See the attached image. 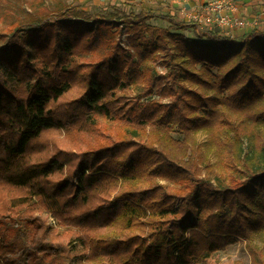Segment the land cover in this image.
<instances>
[{
    "label": "trees",
    "instance_id": "trees-1",
    "mask_svg": "<svg viewBox=\"0 0 264 264\" xmlns=\"http://www.w3.org/2000/svg\"><path fill=\"white\" fill-rule=\"evenodd\" d=\"M52 17L15 28L0 42V191L21 193L10 198L0 192V225L19 219L33 228L27 248L4 237L0 258L26 249L40 254L37 264L51 255L48 264L76 258L98 264H190L222 248L230 236L245 235L246 227L264 225V134L245 160L217 162L226 167L217 185L200 177L196 165L171 157L161 139L85 149L43 142L51 131L93 127L95 116L149 126L165 136L173 113L190 119L186 112L198 115L210 100L239 113L263 96L264 30L234 38L181 20L177 28H192L196 38L163 30L155 39L144 35L145 10L126 16L123 21L135 35L132 45L138 52L146 49L144 59L164 53L170 71L162 77L173 72L178 58V81L214 92L182 86L179 93L171 84L166 89L171 100L164 103L141 100L153 80L143 94L125 93L134 63L117 44L96 63L76 59L101 42L111 18L88 27L68 8ZM220 113L209 108L205 119ZM219 127L214 140L221 147ZM159 179L179 186L168 189ZM44 210L68 229L62 234L51 229Z\"/></svg>",
    "mask_w": 264,
    "mask_h": 264
},
{
    "label": "rangeland",
    "instance_id": "rangeland-1",
    "mask_svg": "<svg viewBox=\"0 0 264 264\" xmlns=\"http://www.w3.org/2000/svg\"><path fill=\"white\" fill-rule=\"evenodd\" d=\"M66 8L78 12L88 27L98 26L106 19H112V21H107L105 31L101 33V42L98 41L92 50H82L77 53L76 59L96 63L98 58L107 51L115 49L117 44L124 49L134 63L127 71L129 88L125 93L131 96L143 94L146 90L144 86L153 80L150 93L143 95L141 100L156 99L164 103L171 100L166 90L171 84L179 93L182 92V86L199 90L210 96H213L214 92L178 81L179 78L175 77L177 74L175 71L179 72L180 59L178 58L173 59L176 64L175 69L174 67L172 69L173 72L167 77H162L170 71V65L167 64L164 53L158 51L157 57L150 60L144 59L146 49L138 52L132 45L131 38L135 35L131 25L123 21L126 16H133L145 10L149 18L144 23L147 25L143 27L144 35L152 34L155 39H157V34L163 30L196 38L192 28H177L176 23L181 20L194 22L189 19L190 16L196 12H205L204 10L208 11L204 15H211L208 20L199 23L204 29H213L222 35L234 38H240L246 30L253 28L264 30V0H0V42L13 29L28 27L27 24L31 22L52 21L54 20L52 16L58 15ZM222 16L232 21L242 20L244 25L217 23L215 17ZM170 18H173V21H170ZM163 34L166 33L163 32ZM172 50L176 52L175 46H172ZM137 65L139 69L135 73ZM199 67L200 65H197L196 69ZM224 95L225 93L218 97ZM209 108H215L221 113L215 118L212 115L211 119L207 120L205 117ZM205 110L200 109L198 115L186 112L189 116H193L189 117L190 119H185L179 113H173L170 118L171 125L169 123L165 125V127L168 126L165 128L167 131L165 136L155 133L149 126L135 127L118 120H109L104 116H95L93 127L61 132L51 131L45 135L43 142L46 145L60 144L74 149H85L119 140L132 139L159 143L158 140L161 139L163 143L159 144L168 151L171 157L180 161L182 159L183 162L188 161L186 162L188 165H196L200 177L209 179L217 185L221 181L219 177L225 173L226 169V167H222L223 169L218 167L217 162L224 164V160L228 161L230 158L245 160L257 141L263 140L264 121L261 112L264 111V92L257 101L245 103L242 109H239V113L216 102V99L208 101ZM218 125H220V136L217 141L221 143V147L214 140L215 126ZM181 166L184 165L181 164ZM158 181L166 185L168 189L179 186V183H170L164 179ZM0 192L8 194L10 198L21 195L13 189L4 188ZM46 213L44 210L47 225L55 232L62 234L68 229L67 226L56 223V220ZM17 221L13 224L7 220L0 225V242L5 237L8 243L14 241L24 244L27 248L33 228L22 221ZM228 240L222 248L195 259L190 264H259L260 260H264V225L258 229L246 227L245 235L230 236ZM39 256L40 254H31L24 249L21 253H11L7 259L0 258V264H37ZM53 258L52 255L46 257L40 264H48ZM58 262L55 263L60 264ZM67 264L98 263L76 258Z\"/></svg>",
    "mask_w": 264,
    "mask_h": 264
},
{
    "label": "built area",
    "instance_id": "built-area-1",
    "mask_svg": "<svg viewBox=\"0 0 264 264\" xmlns=\"http://www.w3.org/2000/svg\"><path fill=\"white\" fill-rule=\"evenodd\" d=\"M233 9V7H231ZM206 9H210V8H206ZM205 12H196V13H193L189 19H192V21L196 22V23H201L203 22L204 20H208L211 15H204V13L206 14L208 11L207 10H204ZM226 16H222V17H215L216 19V22L217 23H223V24H235V25H244L243 21L242 20H230L229 18L226 19L225 18ZM232 26V25H230Z\"/></svg>",
    "mask_w": 264,
    "mask_h": 264
},
{
    "label": "crops",
    "instance_id": "crops-1",
    "mask_svg": "<svg viewBox=\"0 0 264 264\" xmlns=\"http://www.w3.org/2000/svg\"><path fill=\"white\" fill-rule=\"evenodd\" d=\"M210 28V27H209Z\"/></svg>",
    "mask_w": 264,
    "mask_h": 264
}]
</instances>
